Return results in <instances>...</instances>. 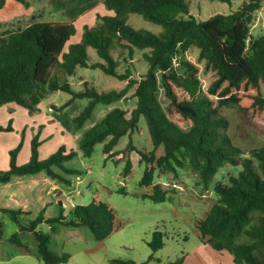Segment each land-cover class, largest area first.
Segmentation results:
<instances>
[{"label":"trees","instance_id":"trees-1","mask_svg":"<svg viewBox=\"0 0 264 264\" xmlns=\"http://www.w3.org/2000/svg\"><path fill=\"white\" fill-rule=\"evenodd\" d=\"M7 1L0 0V9ZM14 1L29 6L27 0ZM188 1L105 0L113 14L99 16L92 28L85 26L78 43H69L76 33L75 16L70 21L33 22L4 33L0 36V106L16 104L33 114L49 94L65 92L71 98L60 107L53 106L58 112L78 100H87L71 117L80 130L99 105L114 106L134 88L130 108L114 107L85 132L79 142L82 156L91 157L96 145L101 144L106 160L124 163V179L144 165L140 197L155 203L168 199V192L155 184L156 173L177 177L180 170L190 169L204 186L213 184L218 195L215 204L194 222L202 244L228 254L234 264H264V148L244 154L227 135L229 121L220 111L237 106L243 118L264 135V33L258 37L251 33L264 0H240L236 11L200 21L190 16ZM129 14L141 15L166 32L157 36L135 30L127 23ZM88 48L95 49L103 62L90 64ZM114 49L130 55L135 50H150L144 53L147 73L140 80L131 78L129 71L119 73ZM84 68L100 69L128 84L122 90L99 92L84 82V90L76 91L67 78H79ZM142 117L151 137V152L137 147L131 138L135 132L142 134ZM11 130V122L6 127L0 125V133ZM125 136H130L129 142L117 149ZM40 146L36 135L30 160L24 165L17 164L21 145L11 151L9 169L0 171V183H8L13 176L45 172L70 186L72 180L66 176L80 172L66 167V163L78 155L77 151L67 153L62 146L41 159ZM161 147L163 154L157 156ZM227 166L238 169V173L216 180ZM119 192L126 193L122 188ZM0 214L9 216L18 229L9 243L19 254H35L44 264H66L71 258L70 253L53 248V234L63 227L85 228L97 244L116 229L113 206L98 194L89 205L77 206L71 213L60 208L55 218H46L42 212L29 220L26 216L31 212L26 208L0 209ZM23 234L33 237L34 249ZM3 236L0 222V238ZM149 246L153 251L163 249L165 233L157 229ZM184 260L182 257L171 264H183Z\"/></svg>","mask_w":264,"mask_h":264},{"label":"rangeland","instance_id":"rangeland-1","mask_svg":"<svg viewBox=\"0 0 264 264\" xmlns=\"http://www.w3.org/2000/svg\"><path fill=\"white\" fill-rule=\"evenodd\" d=\"M27 1L29 6L9 2L0 9V36L9 31L25 28L33 22L70 21L75 16L76 33L69 43H78L81 41L85 26L92 28L99 16L106 15L102 14L101 8L98 7L100 0ZM241 4L240 0L188 1L190 16L199 21L207 20L216 14H230ZM104 7L107 9L106 6ZM81 14L83 15L80 16ZM180 16L189 18L186 15ZM127 23L135 30L144 33L162 36L166 32L164 27L151 23L137 14H129ZM251 33L254 37L264 33V6L255 15ZM149 52L150 50H135L130 55L128 51L121 49L112 51L114 58L119 62L118 72L129 71L131 78L135 80H140L147 73L149 65L144 60V53ZM88 55L90 64L103 62L93 48H88ZM157 75L160 78L159 72ZM67 79L76 91L84 90V82H88L89 87H95L99 92L122 90L128 84V81H120L100 69L89 68L80 69L79 78ZM133 92L134 88L130 89L128 97L114 106L99 105L93 117L80 130L75 128L71 116L76 111L82 110L87 100H78L75 105L58 112L53 106L60 107L71 98L65 92L49 94L41 103L39 110L33 114L24 109V112L20 113L15 107L16 104L0 106V125L6 127L11 122L12 126L11 131L0 133V171L8 170L10 152L19 145L21 148L17 156V164L24 165L29 162L31 142L35 132V136L38 135L41 141L39 151L44 159L56 153L62 146H65L67 153L70 150L77 151L85 132L102 119L106 112L116 106L128 109L133 105ZM220 111L229 121L227 135L244 154H249L256 148H264V135L243 118L237 106L223 107ZM40 124L43 127H39ZM139 126L143 130L142 134L135 132L131 138L137 147L151 152L153 146L145 118H141ZM129 139L130 136L123 137L117 149H123ZM162 154L161 147L157 151V156ZM68 166L80 174L71 175L72 184L66 188V193L60 200L63 205L58 204L59 208H63L66 214L71 213L74 210L71 203L76 206H87L93 201L95 194H98L113 206L116 229L104 242L97 244L85 228H61L57 234H53L56 241L53 248L60 253H70L71 258L66 264H118L116 261L171 264L182 257H185L183 264H234L228 254L219 253L201 242L194 222L215 204L218 195L214 191L213 184L204 186L190 169L180 170L177 177L173 174L156 173L155 184H160L168 192V199L163 203H155L140 197L143 190L139 182L143 177L145 166H138L128 178L124 179L122 176L124 163L117 165L111 160H106L101 144L96 145L91 157L84 158L77 155ZM235 173H238V169L227 166L220 170L216 180H222ZM121 188L126 193L119 192ZM157 229L165 233V246L161 250L153 251L149 242ZM15 232L17 226L8 219L5 237ZM25 241L29 243L31 249L35 248L32 236L26 234ZM0 264H44V262L34 254L17 253L8 239H3L0 240Z\"/></svg>","mask_w":264,"mask_h":264},{"label":"crops","instance_id":"crops-1","mask_svg":"<svg viewBox=\"0 0 264 264\" xmlns=\"http://www.w3.org/2000/svg\"><path fill=\"white\" fill-rule=\"evenodd\" d=\"M104 1L105 0L99 1L100 4L98 7L101 8V13L106 14V15H112L113 13L111 11L105 9ZM9 2L18 3L14 0H8L7 3ZM82 15L83 14H81L80 16ZM75 26H76V20H75ZM76 102L73 105H75ZM15 107L20 113H23L24 110H26L23 107H18V105H15ZM40 107H41V104L39 108ZM24 115H26V113ZM39 127H43V125L40 124ZM35 134L36 132L34 133L33 137H35ZM77 153H78V156H82L79 149L77 150ZM30 157H31V148H30L29 160H30ZM40 158L44 159L43 157H41V155H40ZM70 161L66 163V167L68 168H69L68 165ZM5 165L6 166L8 165L7 158L5 161ZM66 177L67 179L72 180L71 176H66ZM68 186L69 185H66L62 182H59L57 179H53L52 177L48 176L45 172H40L37 174H30V175H23V176H13L12 179L8 183H0V209H8V210H18L21 208L29 209L31 214L29 216H26V218L29 220L36 218L42 212H44V216L46 218L58 217V215L60 214V208L58 204H60L61 206L63 205V203L60 200L62 199L63 195L66 193V188ZM8 219L11 221L9 216L0 214V222L3 223V228H4V236L0 238L1 241L3 239H8V242H9V238L12 235L11 234L9 237H5V226L7 224ZM23 236H24V241H25L26 234H23Z\"/></svg>","mask_w":264,"mask_h":264},{"label":"built area","instance_id":"built-area-1","mask_svg":"<svg viewBox=\"0 0 264 264\" xmlns=\"http://www.w3.org/2000/svg\"><path fill=\"white\" fill-rule=\"evenodd\" d=\"M71 207L74 209V208H76L77 206H76V204L71 203Z\"/></svg>","mask_w":264,"mask_h":264},{"label":"water","instance_id":"water-1","mask_svg":"<svg viewBox=\"0 0 264 264\" xmlns=\"http://www.w3.org/2000/svg\"><path fill=\"white\" fill-rule=\"evenodd\" d=\"M62 204V203H61Z\"/></svg>","mask_w":264,"mask_h":264}]
</instances>
